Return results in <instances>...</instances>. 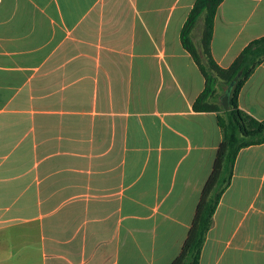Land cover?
<instances>
[{"label": "crops", "instance_id": "obj_1", "mask_svg": "<svg viewBox=\"0 0 264 264\" xmlns=\"http://www.w3.org/2000/svg\"><path fill=\"white\" fill-rule=\"evenodd\" d=\"M194 2L0 0V264L179 255L222 139L217 114L192 108L204 78L180 30ZM261 37L264 0H223L213 60ZM237 102L264 120V63ZM199 264H264V144L238 153Z\"/></svg>", "mask_w": 264, "mask_h": 264}, {"label": "trees", "instance_id": "obj_2", "mask_svg": "<svg viewBox=\"0 0 264 264\" xmlns=\"http://www.w3.org/2000/svg\"><path fill=\"white\" fill-rule=\"evenodd\" d=\"M223 0H195L181 30L180 42L204 78L203 91L194 101L195 112L217 114L221 142L212 170L203 185L186 239L171 264H199L206 234L221 195L229 186L238 153L247 147L264 144V120H256L238 108V95L256 68L264 63V37L250 42L227 68L219 67L211 54L213 21ZM203 19L199 39L200 52L191 39L199 19ZM237 81L231 85L234 78ZM231 86L229 109L223 111L216 100L217 85Z\"/></svg>", "mask_w": 264, "mask_h": 264}, {"label": "water", "instance_id": "obj_3", "mask_svg": "<svg viewBox=\"0 0 264 264\" xmlns=\"http://www.w3.org/2000/svg\"><path fill=\"white\" fill-rule=\"evenodd\" d=\"M236 81H237V77L234 78L231 85H233ZM230 90H231V86H227L225 88V92H224V94L220 100V105H221L223 111H228V109H229V93H230Z\"/></svg>", "mask_w": 264, "mask_h": 264}, {"label": "rangeland", "instance_id": "obj_4", "mask_svg": "<svg viewBox=\"0 0 264 264\" xmlns=\"http://www.w3.org/2000/svg\"><path fill=\"white\" fill-rule=\"evenodd\" d=\"M202 20H203V19L200 18L199 21H198V23H197V25H196V30H197V31H200V30H201V22H202Z\"/></svg>", "mask_w": 264, "mask_h": 264}]
</instances>
